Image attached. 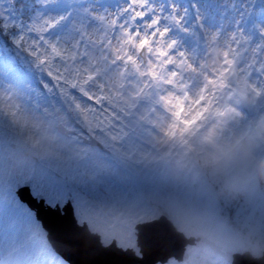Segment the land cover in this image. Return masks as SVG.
I'll return each mask as SVG.
<instances>
[{"label": "rangeland", "instance_id": "1", "mask_svg": "<svg viewBox=\"0 0 264 264\" xmlns=\"http://www.w3.org/2000/svg\"><path fill=\"white\" fill-rule=\"evenodd\" d=\"M42 1L45 8L35 12L28 23L20 25L15 52L0 50V94L7 96L11 93L17 101L11 110L0 108V259L3 264H10L13 260L16 264H22L26 248L21 245H30L25 239L23 220L17 214V206H25L16 195L17 185L30 181L33 193L43 195L41 181L37 177L45 172H57L66 177L69 185L73 183L77 165L74 162L67 166L63 142L74 139L76 143H85L77 136L61 135L56 127L63 120L67 128L74 129L67 120L68 111L86 126L77 116L70 97H75L82 106L87 101L79 90L81 85L70 88L65 80L74 78L77 69L83 73L86 68L93 72L99 68L95 78L86 85L87 90L95 94L99 83L107 84L113 76L127 68L124 61L116 59L117 52L114 51L122 48L121 42L126 39L125 30L137 41L148 36L154 49L161 40L158 30L167 28L163 40L165 43L175 41L170 54L183 51L198 68L202 63L211 61L213 47L227 48L230 45L238 53L236 76L246 75L251 84L264 88V75L257 72L261 70L264 73L260 67L264 64V21L257 17L254 23L248 24L244 18L247 9L257 5L255 0H105L104 3L103 0H72L76 7L67 6L66 0ZM149 5L155 9L153 15L136 16L137 12L145 11ZM263 10L264 7L258 13ZM4 12L6 17L11 16L7 4H4ZM58 17L63 19L43 33H37L33 28L44 18ZM10 18L14 19L13 16ZM154 18L158 20L155 25L151 23ZM153 33L156 35L152 40ZM213 34L217 37L215 42L211 40ZM41 36L57 43L68 58L53 56L50 61L39 63L37 57L45 55V52L38 49L47 50ZM239 44H242L241 48ZM123 47L143 67H147L138 56L140 50L133 45ZM33 52L37 55L33 56ZM148 57V62L156 59L149 51ZM253 60L255 63H252ZM170 70L180 71L174 66ZM126 72L125 93L134 90L142 79L131 65ZM182 75L189 81L191 90L203 83L198 73L184 71ZM234 87L236 78L230 77L228 86L216 91V101L220 105L231 104L240 113L229 123L231 131L239 135L264 117V94L254 96L249 93L242 100L236 94L228 95ZM149 91L155 95L157 90L152 88ZM149 107L151 105L145 100L133 111L143 115ZM155 107L156 111L147 112L149 119H157L162 112L158 105ZM14 110L20 115L19 120L13 118ZM96 110L101 115L108 111L107 106L101 111L100 105L96 106ZM116 123L117 128L113 131L122 127L126 133L121 137L123 153L114 155L111 152L107 155L97 149L114 169L99 185L98 193L135 198L142 206H155L160 200H174L194 214V226L191 227L169 217L187 236L201 233L220 241L231 250H250L254 255L264 249V191L253 195L254 179L264 160V146L254 147L255 157L249 152H242L235 168L229 167L213 175L209 169L206 172L199 161V165L189 158L182 161L183 148L163 142L158 130L139 120L138 115L126 116L122 122ZM77 131L83 134L81 130ZM165 153L169 155L165 156ZM30 176L32 180L28 179ZM219 181L230 191L247 190L246 229L237 235L224 222L222 206L216 198L214 187V183ZM160 211L168 213L166 208L160 207L143 219L152 220L160 215ZM89 229L100 235L98 229ZM113 239L123 249L135 247L138 254L135 227L128 236L130 243L122 242L118 235L107 240L101 238V241L108 245ZM208 251L206 256H198V264H207L205 259L211 255V251ZM188 252L191 255L193 250L189 249ZM166 264L183 263L170 260Z\"/></svg>", "mask_w": 264, "mask_h": 264}, {"label": "snow or ice", "instance_id": "2", "mask_svg": "<svg viewBox=\"0 0 264 264\" xmlns=\"http://www.w3.org/2000/svg\"><path fill=\"white\" fill-rule=\"evenodd\" d=\"M136 16L142 17L144 13L137 12ZM62 19L63 17L44 18L39 24L33 25V28L37 33H43ZM151 23L155 25L158 20L154 18ZM158 32L161 40L153 49L148 36L137 41L134 36L129 35L128 30H125L126 39L121 42L122 48L114 50L117 52L116 59L131 65L137 76L142 78L134 90H128L127 93L124 91V74L127 68L113 76L107 84L99 83L95 94L89 92L86 85L95 78L96 73L100 71L99 68L95 72L86 68L83 73L77 69L73 74L74 78L65 80L70 88L81 85L79 90L87 103L82 106L75 97L70 99L77 116L86 125L90 138L108 148L114 155L122 154L121 137L126 133L122 127L117 131L113 129L117 128V121L122 122L124 117L135 114L139 120L153 125L163 142L181 146L182 161L186 158L199 161L213 175L229 167L235 168L242 152H249L255 157L253 137L264 140V117H261L254 127H249L247 131L236 135L229 128V123L240 113L233 105H220L216 101V91L227 87L230 77L236 78V87L228 93L229 96L236 94L238 97L246 98L249 93L254 96L264 94V88H257L251 84L246 75L236 76L235 65L238 55L236 50L230 45L227 48L213 47L211 61L202 63L198 68L188 59L185 52L170 54L175 41L165 43L163 40L168 32L167 28ZM155 35L156 33H153V36ZM41 39L47 50L38 49L45 52V55L37 57L39 63L50 61L53 56L68 58L57 43L50 42L43 36ZM211 40L213 42L217 40L215 34ZM124 45H133L137 50L147 49L156 59L150 60L147 67H143L135 56L128 54ZM31 54L37 55L36 52ZM171 66L180 71L170 70ZM260 67L264 69V64ZM184 71L198 73L202 76L203 83L195 90H191L189 81L183 78ZM152 88L157 90L155 95L149 91ZM145 100L151 107L146 109L143 115L134 113L133 110ZM97 105L101 106V111L107 106L108 111L101 115L96 110ZM157 105L162 112L157 119H149L147 112L156 111ZM12 115L14 119H20L17 111L14 110ZM63 144L67 166L70 167L75 162L77 170L72 177L71 185L65 176L57 172H45L37 177L44 192L39 197V202L48 210L59 213L66 208L71 212L73 222L78 227L83 225L96 228L100 237L105 240L118 235L126 244L130 243L128 236L132 228H138L140 223H149L150 221L144 220L143 217L153 214L160 207L168 210L172 220L190 227L194 226L193 212L174 200H160L155 206L151 204L142 206L135 198L98 193L97 189L104 178L114 171L112 164L90 143H76L74 139H70L65 140ZM28 179L32 180L33 177L30 176ZM24 187L31 185H22V188ZM17 214L24 223L25 239L30 242V245H21L22 248H26L22 264H65L63 258L52 248L48 232L39 216L22 205L17 206ZM0 264H3L2 259ZM10 264H16V261L13 260Z\"/></svg>", "mask_w": 264, "mask_h": 264}, {"label": "water", "instance_id": "3", "mask_svg": "<svg viewBox=\"0 0 264 264\" xmlns=\"http://www.w3.org/2000/svg\"><path fill=\"white\" fill-rule=\"evenodd\" d=\"M139 55L146 63V49ZM69 118L74 120L71 114ZM59 130L68 134L63 127L59 126ZM91 144L97 143L91 139ZM18 194L22 201L36 211V215L48 232L53 249L68 264H157L159 262L164 264L172 257L180 262L189 245L196 247L208 245L215 254L221 255L231 264H264V250L259 257L254 256L250 251L243 253L223 251L220 245L204 235L187 237L183 232L178 231L166 216L136 227L137 245L141 253V256H138L134 249L125 250L119 247L116 240L107 246L103 245L100 235L92 233L83 225L78 227L73 222L72 214L68 209L64 208L59 213L48 210L31 196L28 187H20Z\"/></svg>", "mask_w": 264, "mask_h": 264}, {"label": "trees", "instance_id": "4", "mask_svg": "<svg viewBox=\"0 0 264 264\" xmlns=\"http://www.w3.org/2000/svg\"><path fill=\"white\" fill-rule=\"evenodd\" d=\"M66 1L67 6L76 7V5L71 3L72 0ZM4 4L9 6V13H11L14 19L10 18L11 16L6 17ZM40 8H45L42 0H0V50L15 52V39L21 30L20 25L28 23ZM22 50H24L23 47ZM22 52L26 53L25 51ZM204 169L208 171L207 168ZM262 175H264V167L260 168L258 176L255 179L254 196L264 191V188H261L258 183V177ZM214 185L215 193L217 194L216 198L222 206V215L225 217L228 227L234 229L235 232L245 230L247 220V210L245 209L248 200L247 190L232 189L230 191L228 188H225L226 190L222 192L220 190L221 185H223L222 182L219 181L214 183Z\"/></svg>", "mask_w": 264, "mask_h": 264}, {"label": "clouds", "instance_id": "5", "mask_svg": "<svg viewBox=\"0 0 264 264\" xmlns=\"http://www.w3.org/2000/svg\"><path fill=\"white\" fill-rule=\"evenodd\" d=\"M17 104L16 98L9 93L7 96L0 94V108H5L6 110H11ZM66 123L62 120L60 122V127H66ZM254 147L264 146V140L259 139V137H253ZM264 167V165H262ZM258 183L261 188H264V175L258 177ZM222 192L226 189L222 186L220 189Z\"/></svg>", "mask_w": 264, "mask_h": 264}, {"label": "flooded vegetation", "instance_id": "6", "mask_svg": "<svg viewBox=\"0 0 264 264\" xmlns=\"http://www.w3.org/2000/svg\"><path fill=\"white\" fill-rule=\"evenodd\" d=\"M81 131H82L86 136H90L89 133H88V131H87V128H86V127H85V128L83 127ZM73 136H77L79 139H81L83 142H85L84 139H83L82 137H79V133H77V134H73ZM13 148H15V146H13ZM31 188H32V187H31ZM31 190L33 191V188H32ZM38 194H39V193H38ZM38 194H37V193H36V194L33 193V195H35V196H37Z\"/></svg>", "mask_w": 264, "mask_h": 264}]
</instances>
